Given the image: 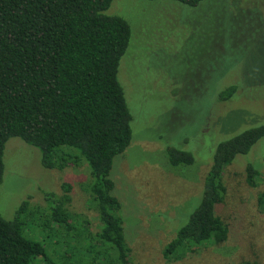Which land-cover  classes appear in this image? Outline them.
I'll return each instance as SVG.
<instances>
[{"label": "rangeland", "instance_id": "1", "mask_svg": "<svg viewBox=\"0 0 264 264\" xmlns=\"http://www.w3.org/2000/svg\"><path fill=\"white\" fill-rule=\"evenodd\" d=\"M106 15L121 17L131 29L118 81L132 117V140L114 158L110 178L136 263L264 264V203L258 200L264 195V138L226 168L227 193L216 214L229 226L228 239L195 248L181 260L162 255L199 203L217 144L264 124V0H204L196 7L171 0H113ZM223 84L239 88L218 102ZM168 145L190 152L194 163L170 167ZM40 159L39 150L20 139L7 141L1 218L12 220L27 199L31 207L47 210L45 195H61V186L69 184L70 213L97 231L83 188L90 173L86 161L50 170ZM249 165L259 172L251 185ZM29 227L28 235H43L37 225Z\"/></svg>", "mask_w": 264, "mask_h": 264}, {"label": "trees", "instance_id": "2", "mask_svg": "<svg viewBox=\"0 0 264 264\" xmlns=\"http://www.w3.org/2000/svg\"><path fill=\"white\" fill-rule=\"evenodd\" d=\"M112 1L0 0V185L11 138L39 150L46 169L85 160L90 173L83 188L99 224L91 232L86 219L70 213L71 187L63 184L61 195L46 194L47 201L43 195L47 210L31 207L27 199L12 220L0 216V264H137L110 178L114 158L132 140V117L118 81L131 29L121 17L106 15ZM171 1L196 7L204 0ZM238 88L223 84L218 102L232 98ZM263 138L264 124L217 144L199 203L166 242L165 260H181L195 248L228 239L229 226L216 214L227 193L226 168ZM166 155L172 168L194 163L190 152L169 145ZM258 173L246 167L249 185ZM258 200L263 204L264 195ZM32 225L40 227L41 237L28 235Z\"/></svg>", "mask_w": 264, "mask_h": 264}]
</instances>
